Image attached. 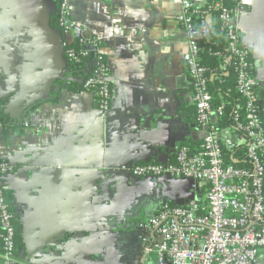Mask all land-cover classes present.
<instances>
[{
    "label": "crops",
    "instance_id": "0c3cea01",
    "mask_svg": "<svg viewBox=\"0 0 264 264\" xmlns=\"http://www.w3.org/2000/svg\"><path fill=\"white\" fill-rule=\"evenodd\" d=\"M245 3L230 24L251 50L253 81L264 93V0ZM57 9L58 0H0V99L8 119L0 159L11 167L2 180L22 242L14 264H146L139 224L165 202L203 195L184 177L120 169L169 161L175 145H198L203 135L187 119L193 93L180 6L72 0L65 36L102 53L113 94L106 111L85 90L62 88L50 100L65 69V36L52 24ZM211 119L217 122L215 112Z\"/></svg>",
    "mask_w": 264,
    "mask_h": 264
},
{
    "label": "built area",
    "instance_id": "2783aa9c",
    "mask_svg": "<svg viewBox=\"0 0 264 264\" xmlns=\"http://www.w3.org/2000/svg\"><path fill=\"white\" fill-rule=\"evenodd\" d=\"M180 6L177 22L186 35L187 48L182 56L197 111V122L203 130L201 140L194 151L175 145L172 160L150 161L145 164H130L120 167L134 176L168 175L191 180V188L201 187L200 199L182 204L163 203L155 215L140 223L143 232L142 252L139 260L144 263L146 255L156 251L158 264H255L264 257V133L260 126L255 97L248 77L247 57L251 50L245 45L235 29L231 18L246 5L245 0H236V8H221L222 28L227 32L229 49L238 59L239 92L247 98L246 123L239 122L236 113L233 124L243 134H233L229 129H217L211 119L213 112L219 117L221 107L214 108L213 96L207 87L205 68L199 64L200 42L208 33L210 15H203L202 7L193 0H175ZM72 0H58L57 26L62 35L71 30ZM197 18V19H196ZM78 40L87 55L90 75L82 80V88L94 95L97 109L106 111L113 98L108 78V68L101 52H93L83 38H67L63 41V55L72 54L66 45ZM98 48V47H97ZM242 145L248 166H236L231 153ZM11 167L0 163L1 177ZM204 187V189H202ZM4 183L0 181V264H14L12 212L4 195Z\"/></svg>",
    "mask_w": 264,
    "mask_h": 264
},
{
    "label": "trees",
    "instance_id": "16d2710c",
    "mask_svg": "<svg viewBox=\"0 0 264 264\" xmlns=\"http://www.w3.org/2000/svg\"><path fill=\"white\" fill-rule=\"evenodd\" d=\"M218 3L221 7H227L228 9L236 8V0H207L205 6L202 7L201 11H204L203 15H210V21L208 24V33L204 40L200 42L199 51V64L205 68V75L207 76V87L213 96L212 105L214 108L221 107L222 114L218 117L216 127L217 129H229L233 134H243V131L237 129L233 124L234 115L237 113L239 116V122L241 124L246 123L247 116V98L239 92L238 85V59L229 49V40L227 38V32L222 28V20L220 18L221 8L214 7ZM197 19V18H196ZM53 26H57V14L52 22ZM67 49H72V54L68 55L65 53V69L61 77L56 78L54 85L57 90L54 92V96L50 99L54 101L57 99L58 91L62 88H67L72 91L84 90L82 88V80L91 74L92 69L89 68L90 58L87 55H83L84 48L75 40L73 43L66 45ZM249 64L246 71L248 77L252 80L251 88L255 97L253 107L257 109V113L260 118V126L263 128L264 133V93L256 82L253 81V65L252 57H247ZM72 77H79L78 81L70 80ZM6 99H0V126L6 127L8 121L7 115L4 112L3 105ZM187 119L190 123L197 122V111L192 104L187 112ZM180 147H186L188 151L192 152L197 147L196 144L188 145L187 143L179 144ZM196 145V146H195ZM230 154H233L237 162H233L232 159H228L229 162L234 163L236 166H248L246 162V154L242 145H238L234 151L227 153L229 158ZM173 157V155H172ZM172 157L170 160H172ZM154 162L155 160H149L147 162ZM5 162L0 159V163ZM147 162H141L137 164H145ZM261 162L264 165V153L261 155ZM0 181L3 177H1ZM204 189V187L202 188ZM263 189H264V177H263ZM7 189H4V195L6 202L10 208L9 199L6 196ZM175 204L173 202H167ZM11 211V210H10ZM14 226L13 234V253L16 254L18 249L22 247V242L17 235V231L12 218ZM1 237L0 231V250H1Z\"/></svg>",
    "mask_w": 264,
    "mask_h": 264
},
{
    "label": "rangeland",
    "instance_id": "374dc122",
    "mask_svg": "<svg viewBox=\"0 0 264 264\" xmlns=\"http://www.w3.org/2000/svg\"><path fill=\"white\" fill-rule=\"evenodd\" d=\"M139 262L141 263L140 260ZM146 264H158V257H157L156 251H151L150 253L147 254Z\"/></svg>",
    "mask_w": 264,
    "mask_h": 264
},
{
    "label": "water",
    "instance_id": "95a60500",
    "mask_svg": "<svg viewBox=\"0 0 264 264\" xmlns=\"http://www.w3.org/2000/svg\"><path fill=\"white\" fill-rule=\"evenodd\" d=\"M256 65L258 64V63H255Z\"/></svg>",
    "mask_w": 264,
    "mask_h": 264
}]
</instances>
